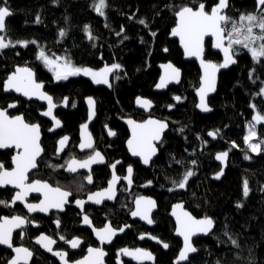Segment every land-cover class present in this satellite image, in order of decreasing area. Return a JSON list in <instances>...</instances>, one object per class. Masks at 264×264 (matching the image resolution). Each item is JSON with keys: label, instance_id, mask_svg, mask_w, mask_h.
Returning a JSON list of instances; mask_svg holds the SVG:
<instances>
[{"label": "trees", "instance_id": "1", "mask_svg": "<svg viewBox=\"0 0 264 264\" xmlns=\"http://www.w3.org/2000/svg\"><path fill=\"white\" fill-rule=\"evenodd\" d=\"M96 1L7 0L6 6L13 15L6 19V31L1 35L13 43L36 42L26 47L16 44L0 51V107L16 102L18 108L11 114H22L26 122L39 124L43 132L41 144L45 154L38 161L39 170L30 178L47 181L77 195L87 191L81 176L70 179L63 173L68 159L54 157V144L64 134L76 144L79 126L87 118L84 99L92 97L96 102V118L90 130L96 145L109 162L123 161L119 169L123 170L124 164H132L135 184H147L143 192L155 198L158 206L153 215V228L130 221L132 203L129 195H123L113 205L87 210V216L95 227H102L107 222L115 228L130 225L107 248L105 264H116L117 252L122 248L150 251L154 260L143 261L142 264H172L181 242L173 236L174 224L168 213L178 202H185L195 217L209 216L215 222L209 236L194 240L197 253L190 257L188 264H264V150L252 152L244 143L254 112L264 115V98L258 94L264 84V58L256 62L247 49L234 46L237 49L234 55L236 65L219 75L216 93L208 100L211 112L202 115L195 108L194 92L200 77L197 65L183 61L177 42L170 40L169 34L175 26V12L181 7L196 8L203 2L208 10L218 0H106L103 16L95 11ZM260 12H256L255 0H229L226 15L239 24L241 15H259ZM37 16L39 23L36 22ZM140 20L145 24H140ZM85 26H88L92 39H89ZM226 27L230 29L231 22ZM61 30L66 33L63 37L60 36ZM205 47V58L220 63L221 58L211 51L209 41ZM41 49L49 56L66 57L75 66L101 70L106 65L119 64L120 68L111 74L109 84H96L82 74L57 81L45 64L37 59ZM164 62H171L182 71L181 82L164 93H155L153 88L159 78L157 66ZM17 66L31 68L37 82L43 84L44 91L56 104L68 98L67 108L56 111L62 123L58 133L52 136L46 133L49 123L39 117L43 106L3 94V82ZM176 96L181 98L179 102H175ZM137 97L151 100L154 105L151 113L146 115L135 110ZM148 116L167 122L168 130L158 146V156L145 169L126 154L127 130L122 120L133 118L143 121ZM106 127L116 132L113 138L106 136ZM254 127L257 135L252 142H261L264 123ZM217 130L218 134L212 139L208 133ZM261 147L264 149V144ZM220 151L228 152V163L223 177L214 181L211 178L220 169L214 156ZM11 153L0 151V162L5 168H10ZM245 155L249 159H245ZM188 170L195 175L188 179L184 189L177 188L173 181L182 180ZM108 177L105 166L95 170L98 186L103 187ZM245 180L249 186L247 197L243 196ZM11 197V190L0 189V200L9 202ZM237 204L243 206L237 207ZM12 215L25 216V213L19 206L10 210L0 205V218ZM32 220L37 225L29 226L24 237L18 234L13 237L14 245L27 246L34 252L30 264H59L32 244V240L41 233L60 234L66 239L82 238L80 249L68 252L70 261L83 257L86 248L95 244L90 231L81 227V216L72 208L60 216L58 230L52 225L51 217L35 216ZM141 234H151L169 247L163 250L150 240L139 241ZM231 240H236L237 245H233ZM57 246L61 248L62 244L59 242ZM10 257L8 250L0 248V264L6 263ZM122 260L123 264H141L125 258Z\"/></svg>", "mask_w": 264, "mask_h": 264}, {"label": "snow or ice", "instance_id": "2", "mask_svg": "<svg viewBox=\"0 0 264 264\" xmlns=\"http://www.w3.org/2000/svg\"><path fill=\"white\" fill-rule=\"evenodd\" d=\"M258 7L264 6V0H257ZM7 5V0H2L0 4V33L6 31V18L13 15ZM106 0H98L95 4V11L103 16L104 8L106 7ZM229 7V0H218V2L210 9L206 10L205 3L201 2L195 9L191 6H183L175 15L178 18V23L175 28L172 29V35L180 38V43L184 48L187 56H194L200 59L201 65L204 68V77L202 86L198 89V95L200 102L197 105L204 112L211 111L206 103L205 97L208 92L215 89V73L219 68H227L230 64L236 63L233 56L236 54L237 49L234 46H241L247 49L252 58L256 62H260L264 58V9L260 14H245L239 17L241 23L233 21L231 17L224 14V10ZM36 22H40L39 16L36 17ZM231 22L230 29L226 27ZM140 24H145L144 20L139 21ZM147 26V25H145ZM254 29H259V32H255ZM85 31L89 32L88 26H85ZM123 31V29H121ZM120 33H117L119 35ZM64 30L60 31V36H65ZM152 35H155L153 33ZM206 36L215 38L214 47L223 51L224 62L222 64L205 63L202 56L204 52V39ZM89 32V39H92ZM127 39V37H125ZM227 40V44L225 41ZM29 43L35 44V41H16L13 43L10 40H6V36L0 35V51L9 47H15L16 44L26 47ZM37 59L41 60L45 66L53 72L57 81L67 80L70 76L85 75L90 76L96 84H109V75L114 73L115 70L120 68L119 64H112L111 66H105L99 71H93L90 68H80L74 66L67 58L52 59L47 56L43 49L40 50ZM63 60V63L59 61ZM166 71L165 75L161 77L160 82L156 85L157 88H165L170 82H179L180 71L173 65L168 64L164 66ZM251 75V74H250ZM119 79V77H116ZM110 86V85H109ZM43 84L38 83L34 79V73L30 68L18 67L15 71L9 75L3 84V90L5 92L15 91L21 93L25 97L32 99L33 97L44 100L47 102V110L42 115L51 117L54 121L55 127H60V120L56 119L53 115V109L56 105L53 103V98L47 93L42 91ZM259 95H264V88L260 89ZM179 102L181 98L179 96L174 97ZM65 106H67L68 98L63 100ZM87 103L90 109V117L94 115L95 101L89 97ZM137 105L142 108L149 109L151 101L137 97ZM15 104H10L8 107L13 108ZM75 107V105H73ZM169 107H173L170 105ZM253 107H255L253 105ZM256 123L264 122V115L257 113L253 117ZM128 123L132 126V138L128 141L129 150L134 156H139L142 161L147 165L153 155L156 153V147L153 141H158L161 138V134L167 128V123L160 120L149 119L143 123H136L133 120H129ZM82 129L85 135L82 137V142L79 145L81 150L93 149V141L90 134L86 133L87 124L82 125ZM52 129H50L51 131ZM183 131V129H181ZM217 132H209L208 135L215 138ZM110 136L115 135L114 132L109 130ZM254 125H249L248 134L244 137V143L248 149L252 152L259 153L262 149L261 145L264 141L253 143V139L256 137ZM69 137L64 136L59 141L58 151H63ZM233 147L236 145L233 143ZM16 150V154L12 156L13 167L9 170L5 168L4 164L0 162V187L11 185L13 188L18 189L15 192L11 204L14 205L17 201L23 203L30 192H43L44 199L39 204L26 203L24 206L28 212H42L47 213L49 209L63 210L64 205L68 202L67 198L71 195L69 191H63L60 188H52L49 184L41 182L39 180L32 183H28V173L37 168L38 157L41 156L43 149L40 145V127L38 124H30L24 120L22 116H9L7 109H0V149H12ZM228 157V152H221L216 155V159L225 162ZM249 159L247 155L244 157ZM104 157L99 151H94L89 155L87 159L78 161L75 158L67 162V170L69 172H76L78 168H90L92 164L103 163ZM117 161L112 164L111 167L114 170ZM195 164V161H192ZM133 169L131 166L127 169V176L124 177L128 184H132ZM223 174V170L217 174L216 178H219ZM195 175L191 170L185 172L183 179L179 182L173 181L174 185L179 189H184L188 182V179ZM89 183H92V176L86 177ZM120 178L113 173V178L109 181L107 189L93 193L88 196V200L100 204L103 199L112 200L115 198V184ZM151 181H149V184ZM173 189H169L172 191ZM249 195L248 181L243 183V196ZM78 206L83 208L84 201L76 200ZM0 205L5 207L11 206L8 202L0 200ZM136 210L131 214L133 217L139 216L140 219L145 220L148 224H152L154 221L151 218L152 209L155 208V201L146 197H138L135 200ZM243 205L237 204V207ZM180 209L179 212L176 210ZM176 217V233L183 237V247L179 252L177 264L180 261H188L189 254L197 252V248L193 246L192 237L198 233L207 235L214 227V221L210 217L203 219H196L187 211H183V205L177 204L174 206L172 213ZM83 222L86 225L91 226V221L87 215L83 216ZM29 223L27 218L21 216L2 217L0 218V245H6L12 249L15 256L8 262V264H27L33 256V253L26 247H13V231L15 229H23V227ZM57 227H59V221H56ZM124 229H113L111 225H107L104 229H93L97 238L101 244L107 242L110 243L113 236L117 231H123ZM23 235V233H21ZM227 235V233H225ZM141 239L144 238L142 235ZM156 239V237H150ZM61 240H65V237L61 236ZM160 242V241H158ZM36 243L43 247L46 251L58 256L62 261V264H69L66 259L67 252H53L52 244L56 243L50 237L41 235L37 238ZM72 249H76L80 246L82 241L79 238L66 241ZM162 243L163 247L167 249L169 245ZM233 245H237L236 240H231ZM88 255L82 260L75 261L74 264H103V257L105 252L102 248H88ZM121 252L125 256H131L133 259L141 262L152 261L154 257L151 252L141 248L135 250H129L127 248L122 249Z\"/></svg>", "mask_w": 264, "mask_h": 264}, {"label": "water", "instance_id": "3", "mask_svg": "<svg viewBox=\"0 0 264 264\" xmlns=\"http://www.w3.org/2000/svg\"><path fill=\"white\" fill-rule=\"evenodd\" d=\"M255 4H256V12H259V11H261L262 9H264V6H259V7H258L257 0H255ZM197 7H198V6H197ZM194 9H195V8H194ZM227 10H228V8L224 10V14H226ZM6 19H7V18H6ZM175 19H176V21H175V26H174L173 28H175V27L177 26V23H178V18H177V16H175ZM173 28H172V29H173ZM172 29H171L170 34H169V39H170V40H174V41L177 42V46H178V48L180 49V51L182 52V55H183V61H184V62H188V63H189V62H195L196 65H197V68H198L199 73H200V77H199V86H198V88H197V89L195 90V92H194L195 97H196V106H195V108H196V110H197L200 114H202V115H207V114H209L211 111L204 112V111H202L200 108L197 107V105H198L199 102H200V97H199V95H198V89L202 86V83H203L204 68H203L202 65H201L200 59H198L197 57H194V56H187V55L185 54L184 48H183V46H182L181 43H180V38H179L178 36H173V35L171 34V33H172ZM0 34H2V33H0ZM207 41L210 42V49H211V51L214 52V53L219 54V56H220V58H221L220 63H215V62L209 61V60H207V59L205 58V55H206V47H205V44H206ZM214 43H215V38H214V37H211V36H206V37H205V39H204V52H203V56H202V58H203V60H204L205 63H213V64H217V65H219V64H222V63L224 62V54H223V51H222V50L217 49V48L214 47ZM225 44H227V40L225 41ZM233 58L235 59L234 56H233ZM235 61H236V59H235ZM168 64H171V65H173L175 68H177V67H176L173 63H171V62L160 63V64L157 66V69H158V71H159V78H158V80H157V82H156V84H155V86H154V88H153V92H155V93H164V92H166V91L168 90V88L173 87V86H178V85L180 84V82H181L182 71H181L179 68H177V69H179V71H180V76H179V82H178V83L175 82V81H173V82L168 83V85H167L165 88H157V87H156V85L160 82L161 77L165 75V71H166V69H165L164 66H165V65H168ZM235 65H236V63H234V64H230L227 68H219L218 71H216V73H215V89H214V91H210V92L207 93V95H206V97H205V100H206V103H207V104H208V100H209V99H210V98L216 93L217 85H218V78H219V75H220L222 72H225V71L229 70L230 68H232V67L235 66ZM18 67H26V66H17V67L14 68L13 72H14L15 69L18 68ZM27 68H29V67H27ZM30 69H31V68H30ZM31 70H32V69H31ZM32 71H33V70H32ZM13 72H11L9 75H11ZM33 73H34V79L36 80L35 72L33 71ZM9 75H8V76H9ZM8 76H7V77H8ZM6 79H7V78H6ZM6 79H5V81H6ZM5 81H4V82H5ZM36 81H37V80H36ZM4 82H3V84H4ZM42 91L45 92L44 89H42ZM45 93H47V92H45ZM3 94H5V95H10V94H11V95H14V96H16V97H18V98H21V99L24 100V101H27V102H36V103H38L39 105L44 106V110L41 111V112L39 113V117L42 118V119H44V120H46V121H48V122L51 124L50 128L47 130L48 134L56 133V132H58V131L61 129V127H62V123H61V126H60V127H55V126H54V121H53V119H52L51 117H47V116L42 115V113H43L44 111L47 110V102H46V101H44V100H39V99H37V98H35V97H33L32 99H29L28 97H25V96L22 95L21 93H17V92H15V91H8V92H5V91L3 90ZM47 94H48V93H47ZM48 95H49V94H48ZM51 97H52V96H51ZM88 98H89V97H86V98L84 99V104H85V107H86V110H87V118H86V121H85L83 124H81V125L79 126V129H78V130H79V135H78V137H79V141H80L79 144H78V150H79L80 153H85V152H88V151L90 150V149H87V148L81 150V148L79 147V145H80L81 142H82V137L85 135V132H84V130L82 129V125L87 124V130H86V133L91 135V138H92V141H93V145H94V138H93V136H92V134H91V132H90V130H89V127H90V125L95 121V118H96V102H95V106H94V115H92L91 118H89V117H90V109H89V106H88V103H87V99H88ZM91 98H92V97H91ZM140 98H142V97H140ZM92 99H93V98H92ZM136 99H137V98H136ZM136 99H135V101H134V108H135V110H137V111H139V112H141V113L147 114V115H148L149 113L152 112V110L154 109V105H153L152 102H151V105H152V106H151L149 109H145V108H142V107H140L139 105H137V103H136ZM143 99H145V98H143ZM93 100H94V99H93ZM147 100H149V99H147ZM94 101H95V100H94ZM150 101H151V100H150ZM175 102H177V101L175 100ZM53 103L56 105V107L53 109V115L55 116L56 119H58L57 116H56V111L59 110V109L65 110V109L67 108V106L64 105L63 101H62L60 104H56V103L54 102V100H53ZM10 104H15L16 106L13 107V108H9L8 106H9ZM10 104L7 106V108H4V109H7V112H9V111H11V110H15V109H17V107H18L17 103L13 102V103H10ZM208 106H209V105H208ZM209 108H210V107H209ZM0 109H2V108H0ZM8 115H9V114H8ZM9 116H10V115H9ZM14 116H22V117H23L22 114H17V115H14ZM23 118H24V117H23ZM149 119L158 120V119L153 118V117H151V116H148V117L145 118L143 121H136V120H134L133 118H125V119L122 120V123H123L124 126L126 127V129H127V131H128V134H129V137H128V139L126 140V143H125V147H126V150H127V152H128V155H129V157H130L131 159L139 161L140 164L142 165V167L145 168V169H148V168L150 167L151 163H152V162L156 159V157L158 156V152H159L158 146L161 144V142H162V140H163V137H164V134H165V133L167 132V130H168V124H167V128H166V129L163 131V133L161 134V138H160V140H158V141H153V144H154L155 147H156V153H155V155H153V156L151 157L149 163H148L147 165H145V164L143 163L141 157H139V156H134V155L132 154V152L129 150L128 141L132 138V126L128 123V121H129V120H133V121H135L136 123H143V122H145V121H147V120H149ZM24 120H25V119H24ZM58 120H59V119H58ZM160 121H162V120H160ZM60 122H61V121H60ZM164 122H165V121H164ZM166 123H167V122H166ZM39 127H40V126H39ZM50 129H52V130L50 131ZM107 133H109V130H108V129H107ZM65 136H67V135H65ZM108 136H109V137H112L113 135L110 136V135L108 134ZM63 137H64V136L60 137V138L56 141V144H55V155H56V156H60V155L64 152V150L66 149V147H67V145H68L69 139H68V141H67V143H66V146H65L64 150H63V151H58V149H59V141H60ZM67 137H68V136H67ZM210 137H211V136H210ZM211 138H212V139H215V138H213V137H211ZM41 141H42V131H41V127H40V145H41ZM41 147H42V145H41ZM42 149H43V147H42ZM6 150H11V151H13L12 156L16 154V150H15L14 148H12V149H0V151H6ZM96 151H98V150H96ZM44 152H45V151H44V149H43V152H42L41 156L38 157L37 162H38L39 159L44 155ZM99 152H100V151H99ZM221 152H225V151H220V152H218V153H221ZM100 153H101V152H100ZM218 153L215 154L214 159H215L216 163L220 166V169H219V171H218V172H217V173L211 178V179L214 180V181H219V180L223 177L224 172H225V170H226V168H227V163H228V157H227V159H226L225 162H221V161L217 160V159H216V155H217ZM101 154H102V153H101ZM12 156H11V158H12ZM102 156H103V154H102ZM103 157H104V156H103ZM72 159H73V158H71L70 160H72ZM75 159L78 160V161H83V160H85V159L80 160V159H77V158H75ZM86 159H87V158H86ZM70 160H69V161H70ZM115 163H116V162H115ZM105 164H106V160H105V158H104V162H103V163L92 164V165L90 166V168H78L76 172H69V171L67 170V164H66V166H65V168H64L63 171H64L65 174H68V173H70V174H76V173H78V172H80V171H84V172H87V173L90 175V171H91V169H92L93 167H96V166H103V165H105ZM113 164H114V163H113ZM119 164H120V163L116 164V166L119 165ZM12 167H13V164H12V160H11V168H12ZM37 168H38V166H37ZM37 168L32 169V170L28 173V181H27L28 183H32V182H34V181L39 180V179H34V180L29 181V175H30L32 172L36 171ZM127 169H128V168H127ZM9 170H10V169H9ZM221 170H223V174L220 175L219 178H216V177H217V174L220 173ZM109 171H110V174H111V175H110V179H109L108 182H107L106 187H105L104 189H101V190H98V191H94V192L88 194V195L86 196L85 199H82V201L85 202L84 205H83V208H84L85 206H92V207L100 208L104 203H110V204L115 203V201H116V199H117V195H118L117 188H118V186H119V184H120V181H124V182L127 184L128 189L131 187L132 184L129 185L128 182H127V180L124 179V177L127 176V172H126V175H125L124 177H119L120 179H119V180L117 181V183L115 184V198H114V199H112V200L103 199L102 202H101L100 204H96V203H94V202L88 200V196H89V195H91V194H93V193H96V192L103 191V190H105V189L108 188V186H109V181H111L112 178H113V173H115V175L117 176V174H116V172H115V169L113 170L112 167H111V165L109 166ZM132 175H133V173H132ZM117 177H118V176H117ZM39 181H41V182H45V183L49 184L47 181H43V180H39ZM86 182H87L88 185H91V184H92V183H89L87 180H86ZM49 185H50L52 188H57L56 186H52L51 184H49ZM4 188H9V189L13 190V191H14L13 196H14L15 192L18 191V189L13 188L11 185H7V186H4V187H0V189H4ZM58 188H60V187H58ZM60 189L63 190V191H67V190H64V189H62V188H60ZM13 196H12V198H11L10 201H9V204L11 205V206H9V207L12 208L14 205H21V206L23 207V209L25 210L26 214L29 215V216H33V215H36V214H39V215H42V216H48V215H49L50 213H52V212L63 213V212H64V208L69 204V200H70L71 197H72V195H70V196L67 198L68 202L64 205V208H63L62 211L59 210V209H49V211H48L47 213H42V212H39V211H37V212H31V213H30V212H28L27 208H26L24 205H25L26 203H30V202H29V199H30L31 196H32V197H37V198H39V201H38V202H35V203H32V204H39L40 201L44 199L43 192H30V193L28 194V196L26 197V199H25V201H24L23 203H21L20 201H17L14 205L11 204V201H12V199H13ZM139 197H141V196H139ZM143 197L150 198L151 200L155 201V205H156V206H155L154 209H152V212H151V218H152V217H153V214H155V213L157 212V209H158L157 202H156V200H155L153 197H151V196H143ZM137 198H138V197H136V198L133 200V203H132V204H133V208H132L131 212L129 213V218H130V220H131V221H139L141 224L147 226L148 228H152V227H154V226H155L154 223H152V224H148L145 220L140 219L139 216H136V217H133V216H132L131 213H132L133 211L136 210L135 200H136ZM75 202H76V201H75ZM177 204H181V205H183V211H187V212L190 213L193 217H195V216L189 211V209L186 207V203H185V202H178V203H175V204H173V205L171 206V208H170V211H169V213H168V217L172 220V222H173V224H174V232H173V236L181 242V247H180V249H179V251H178L176 257H175L174 260L172 261V264H177L178 257H179V252H180V250H181L182 247H183V237L177 235V233H176V227H177L176 217L172 215L173 210H174V206L177 205ZM73 206L76 207L80 212L83 211V208H81L80 206H78L76 203H74ZM176 211L179 212L180 209H177ZM14 216H16V215H14ZM6 217L11 218V217H13V216H6ZM205 217H209V216L195 217V218H196V219H203V218H205ZM210 218H211V217H210ZM152 219H153V218H152ZM213 221H214V220H213ZM55 224H56V221H55ZM56 225H57V224H56ZM83 225H84L87 229H89V230L91 231V234H92V236H93V239H94V241H95V242L97 243V245H98L97 247H93V248H102L103 251L105 252V256L103 257V264H105V260H106L107 255H108V253H107V251H106V248H109V247L114 243L115 239H116L117 237H121V236L127 231V229L129 228L128 226H124V227H122L124 230H123L122 232H121V231H117V232H116V235L112 237L110 243L105 242V243L101 244V242H100L99 239L97 238L96 233L93 231V229H97V230H99V229H104L107 225H111V224L108 222V223H106V224H105L103 227H101V228H95L92 224H91V226L86 225V224H84V222H83ZM26 226H27V224L23 227V229H25ZM111 227H112V225H111ZM214 227H215V222H214ZM214 227H213L212 231H211L210 233H208L207 235L202 234V233H198L197 235L193 236V237H192V243H193V246L195 247V245H194V240H196V239H198V238H206L207 236H209V235L213 232ZM112 228L115 229L114 227H112ZM120 229H121V228H120ZM20 230H22V229H15V230L13 231V236H14V234H15L16 232H19ZM117 230H118V229H117ZM41 235H45V236H47L46 234H43V233L40 234V235H38V236L32 241L33 245L36 246L41 252H43L44 254L48 255L49 257L55 258V259L58 261L59 264H62V261L60 260V258H59L58 256H55V255H53V253L46 251L43 247H41L39 244L36 243L37 238L40 237ZM48 237H49V236H48ZM140 237H141V236H140ZM140 237H139V240L148 239V240L152 241L153 243H157V244H159L164 250H166V249L163 247L162 243H160L161 241H160L159 239H157V238H156V239H151V238H150V237H152L151 235H144V238H143V239H141ZM50 238H51V237H50ZM51 239L54 240L53 238H51ZM73 239H74V238H73ZM158 241H160V242H158ZM55 245H56V243H54V244L51 245V247H52V249H53V252H64V251H56V250H54ZM67 245L70 247V245H69L68 243H67ZM13 247H21V246H14V245H13ZM22 247H25V246H22ZM0 248H2V249H6V250L10 251V253H11V257H10V259L5 263V264H8V262H9V261L15 256V253L12 251V249L8 248L6 245H0ZM26 248H27V247H26ZM88 248H89V247H88ZM88 248L86 249V254H85L82 258H80V259H78V260H76V261L82 260L85 256L88 255V251H87ZM28 249H29V248H28ZM70 249H72V248L70 247ZM76 249H77V248H76ZM29 250L32 252L31 249H29ZM32 253H33V252H32ZM196 253H197V252H195V253H190V254H189V259H190V257H192L193 255H195ZM66 259H67V257H66ZM32 260H33V256H32V258H31L30 260H28L27 264H30V263L32 262ZM74 262H75V261H74ZM74 262H69V264H74ZM188 262H189V260H188V261H180L179 264H188ZM21 264H23V262H21ZM116 264H123V262H122V260H117V261H116Z\"/></svg>", "mask_w": 264, "mask_h": 264}, {"label": "flooded vegetation", "instance_id": "4", "mask_svg": "<svg viewBox=\"0 0 264 264\" xmlns=\"http://www.w3.org/2000/svg\"><path fill=\"white\" fill-rule=\"evenodd\" d=\"M3 34V33H2ZM1 35V34H0ZM16 97V96H15ZM21 99V98H20ZM11 103H13V102H11ZM16 103V102H15ZM10 104V103H9ZM8 104V105H9ZM42 106V105H41ZM44 107V106H43ZM1 108V107H0ZM5 108H7V107H5ZM18 108V107H17ZM2 109H4V108H2ZM17 109H15V110H11V111H9L8 112V114L10 115V116H14V115H17V114H20V113H14V114H11V112H15ZM44 110V109H43ZM42 110V111H43ZM40 113V112H39ZM147 115V114H146ZM42 119V118H41ZM44 120V119H43ZM46 121V120H45ZM48 122V121H47ZM49 123V122H48ZM93 124V123H92ZM91 124V125H92ZM39 125V124H38ZM90 125V126H91ZM50 126H51V124L49 123V127L45 130L46 131V133L48 134V132H47V130L50 128ZM126 128V127H125ZM107 127L106 128H104V132H105V134H106V136L108 137V138H113L115 135H116V132L114 131V130H111V129H108V130H111L112 132H114L115 133V135H113L112 137H109L108 136V133H107ZM89 130H90V127H89ZM127 130V129H126ZM41 131H42V128H41ZM59 132V131H58ZM58 132H56V133H58ZM90 132H91V130H90ZM56 133H53V134H48V135H50V136H52V135H54V134H56ZM91 134H92V132H91ZM65 135H67V134H64V135H61V136H59L58 138H57V140L60 138V137H62V136H65ZM78 135H79V130H78V132H77V142H76V144L74 145V142L73 141H71V138H70V136L69 135H67L68 137H69V142H68V145H67V147H66V149L64 150V152L60 155V156H56L55 155V144H56V142H55V144H54V157H56V158H58V159H62V158H67L68 160H67V162L71 159V158H77V159H80V160H83V159H86V158H88V156L89 155H91V154H93V152L94 151H96V150H98V151H100L102 154H103V156H104V158H105V160H106V164L105 165H103V166H96V167H93L92 169H91V171H90V175L92 176V184L91 185H88L87 184V182H86V177L89 175L87 172H84V171H80V172H78V173H76V174H70V173H68V174H65L64 173V168H65V166H66V164H67V162H66V164H65V166H64V168H63V173L68 177V178H70V179H72V178H74L75 176H81L82 178H83V182H84V184H85V186H86V188H87V191H85V192H82L80 195H77V194H75V193H73V192H71V191H69V190H67V191H69V192H71V195H72V197H71V199L69 200V204L64 208V212L63 213H58V212H52V213H50L48 216H42V215H39V214H36V215H33V216H29V215H27L26 214V212H25V210L23 209V207L21 206V205H14L12 208L11 207H7V208H9L10 210H13L16 206H19V207H21L22 208V210L24 211V213H25V216H21V217H25V218H27V220L29 221V223H27V226H26V228L25 229H22V230H20L19 232H16L15 234H18L21 238L22 237H24L25 236V234H26V229L29 227V226H35V225H37V222H35L34 220H32V218H34L35 216H40V217H42V218H48V217H51L52 218V225L54 226V228H55V230H58V228L60 227V216L61 215H63L64 213H65V211L67 210V209H70V208H72V209H74V210H76L77 211V213L81 216V227H84V228H86L84 225H83V216L84 215H87V210H89V208H96V207H92V206H85L84 208H83V211L82 212H80L76 207H74L73 206V204L75 203V201L76 200H82V199H85L86 198V196L88 195V194H90V193H92V192H94V191H98V190H101V189H104L105 187H106V185H107V182H108V180L110 179V171H109V166L110 165H112L113 163H115V162H117V161H119L120 162V164L119 165H117L116 166V168H115V172H116V174H117V176L118 177H124L125 175H126V172H127V168L129 167V166H131L132 167V169H133V175H132V185H131V187L128 189V186H127V184L124 182V181H120V184H119V186H118V188H117V191H118V195H117V199H116V201H115V203L123 196V195H129L130 197H131V203H133V200L136 198V197H139V196H149V195H146V194H144V189L146 188V185L147 184H135V180H134V166L132 165V164H124V168H123V170L122 169H119V166H121V165H123V161L121 160V159H117V160H113L112 162L110 161H108L107 160V158H106V156H105V154H104V152L100 149V148H98V146L96 145V142H95V138H94V135L92 134V136H93V138H94V145H93V149H90L88 152H85V153H80L79 152V150H78V144H79V137H78ZM42 137H43V132H42ZM128 137H129V134H128V131H127V138H126V140L128 139ZM56 140V141H57ZM126 140H125V142H124V148H125V151H126V154H127V156L129 157V155H128V152H127V150H126V147H125V143H126ZM42 143V142H41ZM42 145V144H41ZM73 148H75V152H72V150H73ZM44 149V148H43ZM6 151H11V150H6ZM45 151V150H44ZM12 153H11V156H12V154H13V151H11ZM44 154H45V152H44ZM129 159L130 160H132V161H134V162H137V163H139L140 164V162L139 161H137V160H133V159H131L130 157H129ZM40 160V159H39ZM37 165H38V162H37ZM106 167L107 168V171H108V173H109V177H108V179L106 180V182H105V185L103 186V187H100V186H98L97 185V183H96V180H95V170L97 169V168H100V167ZM140 166L142 167V165L140 164ZM143 168V167H142ZM7 169H11V159H10V168H7ZM39 170V167L37 168V170L36 171H34V172H37ZM34 172H32V173H34ZM119 172H123V173H121V174H119ZM31 173V174H32ZM30 174V175H31ZM30 175H29V181H31V180H34V179H38V178H33V179H31L30 178ZM40 180V179H39ZM49 183V182H48ZM50 184V183H49ZM52 185V184H51ZM52 186H54V185H52ZM56 187H59V186H56ZM61 188V187H60ZM4 189H9V188H4ZM4 189H2V190H4ZM62 189H64V188H62ZM9 190H11V189H9ZM64 190H66V189H64ZM12 191V196H13V193H14V191L13 190H11ZM152 197V196H151ZM12 198V197H11ZM155 199V198H154ZM39 201V198H37V197H30V199H29V202L30 203H35V202H38ZM157 202V201H156ZM9 203V202H8ZM115 203H113V204H115ZM107 204H110V203H104L102 206H104V205H107ZM113 204H110V205H113ZM101 206V207H102ZM100 207V208H101ZM132 208H133V204H132ZM132 208H131V210H132ZM98 209V208H97ZM131 212V211H130ZM154 215V214H153ZM12 216H14V215H12ZM16 216H20V215H16ZM2 217H5V216H2ZM1 217V218H2ZM153 218V217H152ZM130 219V218H129ZM55 221H59V227H57V225L55 224ZM131 221V220H130ZM131 222H136V221H131ZM137 222H139V221H137ZM108 223V222H107ZM110 223V222H109ZM140 223V222H139ZM154 223V222H153ZM91 224H92V222H91ZM111 224V223H110ZM93 225V224H92ZM105 225V224H104ZM103 225V226H104ZM112 225V224H111ZM143 225V224H142ZM154 225H155V223H154ZM94 226V225H93ZM102 226V227H103ZM125 226H128L129 228H130V225L129 224H127V225H125ZM145 226V225H144ZM95 227V226H94ZM113 227V226H112ZM124 227V226H123ZM145 227H147V226H145ZM95 228H98V227H95ZM99 228H101V227H99ZM115 228V227H114ZM122 228V227H121ZM128 228V229H129ZM148 228V227H147ZM153 228V227H152ZM87 229V228H86ZM115 229H120V228H115ZM127 229V230H128ZM87 230H89V229H87ZM90 231V230H89ZM21 233H23V235H21ZM90 233H91V231H90ZM14 234V235H15ZM42 234V233H41ZM43 234H46V233H43ZM40 235V234H39ZM47 236H49V237H51V238H53L55 241H56V245H55V248H54V250H56V251H64V252H67V260L69 261V262H74V261H70L69 259H68V252H77L79 249H80V247L82 246V244H83V239L82 238H80V237H73V238H79L81 241H82V243L80 244V246L77 248V249H70V247L67 245V243H66V241H68V240H72L73 238H71V239H66L65 238V240H61L60 239V237L62 236V235H60V234H57V235H55V236H52V235H49V234H46ZM144 236V235H151V234H141V235H139L138 236V240H139V237L140 236ZM91 236H92V234H91ZM152 236V235H151ZM14 237V236H13ZM37 237V236H36ZM35 237V238H36ZM153 237V236H152ZM34 238V239H35ZM33 239V240H34ZM92 239H93V236H92ZM158 239V238H157ZM32 240V241H33ZM144 240H148V239H144ZM93 241H94V239H93ZM139 241H143V240H139ZM61 243L62 244V247L61 248H58V246H57V243ZM152 242V241H151ZM94 245H92V246H89V247H97L98 245H97V243L94 241ZM33 244V243H32ZM157 244V243H156ZM14 245V244H13ZM14 246H24V245H14ZM112 246V245H111ZM110 246V247H111ZM25 247H27V246H25ZM36 247V246H35ZM109 247V248H110ZM27 248H29V247H27ZM37 248V247H36ZM88 248V247H87ZM86 248V249H87ZM2 249V248H1ZM30 249V248H29ZM38 249V248H37ZM122 249H125V248H122ZM122 249H120V250H122ZM127 249H129V248H127ZM137 249V248H136ZM142 249V248H141ZM3 250H6V249H3ZM39 250V249H38ZM120 250H118V252L120 251ZM132 250H135V249H132ZM144 250H146V249H144ZM164 250V249H163ZM167 250V249H166ZM40 251V250H39ZM106 251H107V248H106ZM146 251H148V250H146ZM10 252V251H9ZM33 252V251H32ZM41 252V251H40ZM117 252V255H118V257H117V259H116V261L117 260H122L123 258H125V259H128V258H126V257H124V256H120L119 255V253ZM150 252V251H149ZM43 253V252H42ZM108 253V252H107ZM85 254H86V250H85ZM84 254V255H85ZM33 256H34V252H33ZM48 256V255H47ZM108 256V255H107ZM52 258V257H51ZM82 258V257H81ZM55 259V258H54ZM80 259V258H79ZM107 259V258H106ZM78 260V259H77ZM129 260H131V259H129ZM76 261V260H75ZM106 261V260H105ZM133 261V260H132ZM58 262V261H57ZM122 262H123V260H122ZM135 262V261H134ZM139 262V261H138ZM5 264V263H4Z\"/></svg>", "mask_w": 264, "mask_h": 264}, {"label": "rangeland", "instance_id": "5", "mask_svg": "<svg viewBox=\"0 0 264 264\" xmlns=\"http://www.w3.org/2000/svg\"><path fill=\"white\" fill-rule=\"evenodd\" d=\"M98 1H96L95 2V4L97 3ZM95 4H94V8H95ZM254 31L255 32H259V29H254ZM7 40V39H6ZM250 54V53H249ZM251 55V54H250ZM47 56H49V55H47ZM50 58H52V59H56V58H66V57H54V56H49ZM252 57V56H251ZM60 63H63V60H60L59 61ZM72 63V62H71ZM73 64V63H72ZM74 65V64H73ZM75 66V65H74ZM76 67H80V68H89V67H81V66H76ZM46 68L48 69V71H50L49 70V68L46 66ZM91 69V68H90ZM93 71H99V70H94V69H92ZM51 72V74H52V76L54 77V74H53V72L52 71H50ZM110 76H111V74L109 75V77H108V79H110ZM88 77H90V76H88ZM55 78V77H54ZM91 78V77H90ZM92 79V78H91ZM261 88H264V84L262 85V87ZM262 97L264 98V95H262ZM257 111H255L254 112V114H253V117L255 116V115H257ZM253 117H252V123L251 124H253V125H258V124H260V123H256L254 120H253ZM262 123H264V122H262ZM250 124V123H249ZM247 128H248V126H247ZM261 141H264V139H261ZM129 250H132V249H129ZM119 253V255L120 256H124V257H126V258H128V259H131V260H133V261H135V262H138L137 260H135V259H133L131 256H125L122 252H121V250L118 252Z\"/></svg>", "mask_w": 264, "mask_h": 264}]
</instances>
